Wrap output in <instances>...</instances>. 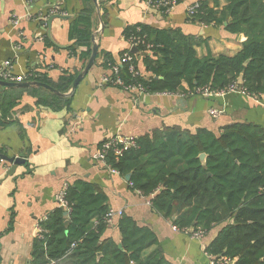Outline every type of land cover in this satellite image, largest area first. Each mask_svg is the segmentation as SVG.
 <instances>
[{
  "label": "trees",
  "instance_id": "obj_1",
  "mask_svg": "<svg viewBox=\"0 0 264 264\" xmlns=\"http://www.w3.org/2000/svg\"><path fill=\"white\" fill-rule=\"evenodd\" d=\"M181 0H176V4ZM196 0L198 11L191 19L202 24L224 25L245 40L233 55L208 53L198 57L191 38L176 28L148 24L126 27L124 37L142 53L143 71L133 76L129 65L106 55L109 71L118 66L125 83L142 87L144 93L200 94L240 86L252 97L264 95V0ZM82 9L69 24L67 46L70 56L87 62L92 47L93 5L82 0ZM164 8L159 11L164 13ZM46 46L53 44L45 35ZM55 47V46H54ZM134 71L138 72L136 55ZM80 69L63 70L53 79L46 72H32L28 80L51 86L59 93L70 90ZM242 83H238L239 76ZM114 78L115 75H110ZM182 83L187 85L183 88ZM23 92L35 98L38 106L70 110L71 97H63L40 86L5 87L0 92V125ZM136 145L121 156L109 153L108 166L125 176L129 185L147 197L151 208L165 218H173L178 229L209 232L220 229L206 246L213 256H224L234 264H264V128L235 122L218 134L197 128L194 131L166 127L135 138ZM205 153L204 164L199 154ZM68 224L58 206L40 223L42 238L33 244L31 264H171L158 248L155 234L139 226L129 215L117 221L121 248L111 239H102L108 223L106 195L90 182L75 180L64 188ZM157 251L146 257L145 250Z\"/></svg>",
  "mask_w": 264,
  "mask_h": 264
},
{
  "label": "crops",
  "instance_id": "obj_2",
  "mask_svg": "<svg viewBox=\"0 0 264 264\" xmlns=\"http://www.w3.org/2000/svg\"><path fill=\"white\" fill-rule=\"evenodd\" d=\"M195 1L181 0L169 12L161 13L144 0H102L98 15L93 7L97 57L77 85L70 110L38 106L26 92L18 98L5 124L0 125V153L23 159L6 176L11 164L0 157V264H31L35 226L60 206L59 192L75 180L92 183L106 195L110 209L121 210V215H129L139 226L149 228L171 264H209L206 246L220 225L201 239L174 229V216L170 219L156 213L148 198L133 190L125 176L92 158L102 141L116 133L136 138L154 129L177 127L190 131L205 128L218 134L223 126L235 122L264 128V95L254 98L226 92L208 96L184 91L137 94L101 82L109 73L104 66L106 55L119 62L120 53L131 47L124 37L125 28L140 23L181 30L193 41L198 57L238 52L242 46L239 34L228 33L224 25L189 18L187 8ZM218 1L221 6L225 4ZM82 7V0H0V66L9 61L14 74L46 72L53 79L63 70L82 69L81 62L67 50L71 43L69 24ZM52 8L70 17L52 20L49 40L53 46H46V20L43 31L42 18ZM141 56L136 58L140 74L144 70ZM182 85L187 89L185 83ZM211 108L222 113L212 117ZM121 215L108 223L102 239L121 245L117 228ZM156 251L157 247L151 246L145 250V258Z\"/></svg>",
  "mask_w": 264,
  "mask_h": 264
},
{
  "label": "built area",
  "instance_id": "obj_3",
  "mask_svg": "<svg viewBox=\"0 0 264 264\" xmlns=\"http://www.w3.org/2000/svg\"><path fill=\"white\" fill-rule=\"evenodd\" d=\"M145 3L151 7L154 8L156 10L159 11L160 8H164V13L169 12V10H171V8L173 6L176 5V0H144ZM198 5L195 2H193L191 5L188 6L187 8V15L189 17H192L197 11H198ZM52 14H61L63 15L62 12H60L59 9L57 8H52L48 11V15L44 16L42 19V26H43V31L45 30V20L47 19L48 16L52 15ZM17 20L13 21V24H16ZM43 35V34H42ZM41 35V37H43ZM130 46H135L136 43L129 41ZM130 52V51H129ZM119 62H125L128 63L129 65V71L132 73L133 76H137L139 75V71L137 72L136 70L134 71V67L135 64L133 62V56L131 54H129L128 52H124L122 54V56L120 57V61ZM114 74L115 77L111 78L110 75ZM33 73H27L25 75H17L14 74L11 70V64L9 61H5L3 63L2 66H0V79L4 80V81H9V82H23V81H27V78L29 76H32ZM102 83L105 84H111V85H116L119 86L125 90L128 91H133L137 94H141L144 93L143 89L141 86L139 85H134L132 83H125L118 75V66L114 65L111 67L110 71L108 74L103 75L102 79H101ZM200 94L202 95H223L226 92H240L243 94H246L244 92V90H242V88L240 86H237L235 84L231 85L227 90L225 91H217V92H210L207 91L206 89L203 90H199ZM247 95V94H246ZM255 98V97H254ZM222 113V110L219 109H215V108H211L209 109V114L212 117H217ZM136 145L135 142V137L129 136V135H122L120 133H116L113 135L108 136L107 138H105L102 143L100 144L99 148L93 153L92 158L104 165H106L109 170L113 173H118L116 170L110 168L108 166V164L106 163V157L109 153H111L112 155H114L115 157H119L121 156L125 151H127L129 148L134 147ZM1 162V159H0ZM63 195H64V189H62L58 196V203L61 207H63L65 210L67 209V204L65 202V200L63 199ZM149 201V200H148ZM122 211L121 210H113L110 209L108 210L107 214H106V222L110 223L114 216L116 215H121ZM36 232H37V237L42 238V227L40 225V223H38L36 226ZM174 229H178L176 227H174ZM182 231L188 233L191 237L196 238V239H201L205 232L201 231V230H196V231H192L189 229H181ZM208 255V259H209V264H230V262L232 261L231 259L224 257V256H213V255ZM48 264H55L54 262H49Z\"/></svg>",
  "mask_w": 264,
  "mask_h": 264
},
{
  "label": "water",
  "instance_id": "obj_4",
  "mask_svg": "<svg viewBox=\"0 0 264 264\" xmlns=\"http://www.w3.org/2000/svg\"><path fill=\"white\" fill-rule=\"evenodd\" d=\"M101 1L102 0H91L94 9L97 11V15H98V11H99V4H100ZM69 17L70 16H68V15L52 14L46 19V32H47V36H48V38L50 40H51V32L50 31H51V22H52V20L55 19V18L68 19ZM98 20L100 21V23H101L100 25L102 27L103 26L102 20H101V18L99 16H98ZM95 35H96V32H93L92 33V47H91L90 56H89L87 62L85 63L84 67L81 69V71L76 75V77L72 81L70 90L68 92L61 94V93L57 92L56 90H54L51 86H49L47 84H44V83H41V82H37V81H32V80L23 81V82H9V81H4V80L0 79V89L5 88V87L40 86V87H42V88H44L46 90H49V91H51V92H53L55 94L61 95L63 97H71V96H73L77 85L79 84L81 79L87 74V72L92 67V65L94 64L95 59L97 57L98 48H97V43H96V40H95ZM239 39L242 42L245 40V37H244V35L242 33L239 34ZM130 52H132V53H134L136 55L142 54L135 46H131L130 47ZM238 83L239 84L242 83V76L241 75L238 78ZM205 156H206L205 153H200L199 154V158H200L202 164H204ZM0 157L3 160H5V161H7V162H9L11 164L10 169L6 172V176L12 174V172L15 169V166L18 163L22 162V160H23V159H19V158H15V157H8L7 155H3L1 153H0ZM130 175H131V173H127L125 175V179L127 181H129ZM61 208L63 209V216L65 218L64 223H65V225H67L68 222H69L68 219H67L68 212L66 210H64L63 207H61ZM118 247L121 248V245L119 244ZM234 262L235 261L232 260L230 262V264H234Z\"/></svg>",
  "mask_w": 264,
  "mask_h": 264
}]
</instances>
